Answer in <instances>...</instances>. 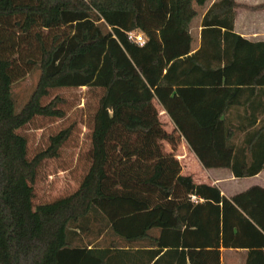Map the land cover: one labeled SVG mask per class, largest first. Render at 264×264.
<instances>
[{"label": "trees", "instance_id": "1", "mask_svg": "<svg viewBox=\"0 0 264 264\" xmlns=\"http://www.w3.org/2000/svg\"><path fill=\"white\" fill-rule=\"evenodd\" d=\"M206 1L0 0V264H219L218 231L236 245L233 228L264 230V189L227 198L181 173L173 152L184 139L204 168L234 177L264 168V120L238 143L225 117L235 106L254 112L255 101L237 96L258 89L264 111V41L234 32L235 0H215L194 49L191 22ZM138 31L141 45L128 38ZM32 68L37 81L18 107L12 85ZM64 87L97 93L87 166L70 193L35 204L42 164L71 127L33 154L23 130L64 116V98L43 101ZM250 251L246 264H264Z\"/></svg>", "mask_w": 264, "mask_h": 264}, {"label": "crops", "instance_id": "2", "mask_svg": "<svg viewBox=\"0 0 264 264\" xmlns=\"http://www.w3.org/2000/svg\"><path fill=\"white\" fill-rule=\"evenodd\" d=\"M213 1L215 0H207L202 7L197 8V15H199V17L196 19V22H194L196 30L195 32H192L190 29L194 36V49L198 48L200 44V20L207 7ZM235 2L237 3V6L234 8V32L249 41H264V0H235ZM255 6L259 7L252 8ZM197 15L194 18H196ZM193 21L194 20L191 22V28ZM242 88H247V86H243ZM257 91H259V89ZM257 91L252 94L243 92L237 96V101L242 103L255 101L257 109L254 112H249V110H247L248 113L245 112L244 105H242L232 107L230 111L226 113L225 117L228 119V125L231 126L235 132V142L239 143L244 135L253 131L255 125H257L261 119L264 120V111H262L260 108L261 106L259 105V103L263 100V96H261L259 92L256 94ZM229 99L230 98H226L225 100ZM162 112L165 113L163 110ZM254 114L256 123L248 127V124L251 122V119H253ZM167 120L172 127L168 117ZM237 126H240L241 129H237ZM173 152L181 165V173L191 175L192 179L196 183L216 185L221 194L227 198L234 194L244 192L254 186L264 189V168L254 175L244 177H234L231 171L227 168L228 172L219 170L221 167L204 168L198 161L195 154L189 149L184 139L179 141ZM188 164L195 166L199 170V174H194L192 171H184V166H187ZM190 200L196 202L194 196H191ZM258 200L260 205L264 204L263 192H260ZM247 205L249 206V209H253V207H255L251 204ZM205 216L207 219L208 216H211V212H207ZM257 216L264 219V212L262 211L261 215L257 214ZM205 228L211 236H215L217 229L214 225L208 223ZM256 228L257 230L251 229L248 226L233 228L228 234L227 241L228 243L230 241H234L236 245H224L221 239V232L218 231L219 238L217 240V248L219 253V264H246L248 255L251 252L250 250L258 251L260 255L258 256V261L264 262V230L260 227ZM212 242L214 243L215 240Z\"/></svg>", "mask_w": 264, "mask_h": 264}, {"label": "rangeland", "instance_id": "3", "mask_svg": "<svg viewBox=\"0 0 264 264\" xmlns=\"http://www.w3.org/2000/svg\"><path fill=\"white\" fill-rule=\"evenodd\" d=\"M196 8L199 7L196 6ZM198 17L199 15L193 19L192 28L190 26L192 32L196 30L194 22ZM37 76L38 70L32 68L12 85V93L18 107L24 103L33 90ZM96 94L95 89L91 90L86 87H64L50 90L43 101L47 102L56 95L64 98L65 102L61 104L64 116L61 118L38 117L24 128L23 131L28 136V151L33 154L48 143L49 135L60 129L71 127L70 137L60 148L59 155L56 158L45 160L42 164V173L34 183L35 204L65 195L76 188L87 166L86 154L90 147L89 115L95 107ZM158 112L164 128L169 130L171 125L161 107H158ZM163 147L169 150L170 145L163 142ZM219 170L228 172L226 168H219ZM184 171L199 174V170L190 164L184 166Z\"/></svg>", "mask_w": 264, "mask_h": 264}, {"label": "built area", "instance_id": "4", "mask_svg": "<svg viewBox=\"0 0 264 264\" xmlns=\"http://www.w3.org/2000/svg\"><path fill=\"white\" fill-rule=\"evenodd\" d=\"M128 38L134 39L140 45L145 41V36L142 32H130L128 33Z\"/></svg>", "mask_w": 264, "mask_h": 264}]
</instances>
